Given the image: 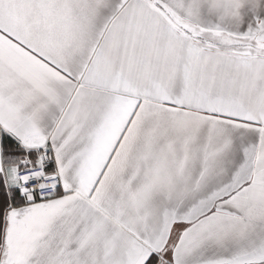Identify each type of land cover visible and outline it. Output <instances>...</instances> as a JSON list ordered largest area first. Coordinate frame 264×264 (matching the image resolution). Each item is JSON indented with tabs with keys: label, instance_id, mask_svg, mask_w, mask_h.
<instances>
[{
	"label": "snow or ice",
	"instance_id": "1",
	"mask_svg": "<svg viewBox=\"0 0 264 264\" xmlns=\"http://www.w3.org/2000/svg\"><path fill=\"white\" fill-rule=\"evenodd\" d=\"M0 264H264V0H0Z\"/></svg>",
	"mask_w": 264,
	"mask_h": 264
}]
</instances>
